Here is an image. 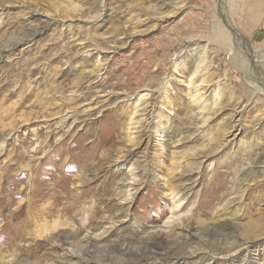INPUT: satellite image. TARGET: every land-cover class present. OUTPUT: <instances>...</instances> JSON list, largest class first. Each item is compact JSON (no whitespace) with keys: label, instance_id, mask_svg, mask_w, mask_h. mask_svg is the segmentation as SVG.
<instances>
[{"label":"rangeland","instance_id":"rangeland-1","mask_svg":"<svg viewBox=\"0 0 264 264\" xmlns=\"http://www.w3.org/2000/svg\"><path fill=\"white\" fill-rule=\"evenodd\" d=\"M104 1L99 11L97 0H0V264H144L133 250L160 236L167 246L152 248L164 253L151 264H264V176L222 208L235 196V168L264 153V0ZM91 37L104 68L87 81L70 64ZM192 91L202 103L189 101ZM135 163L144 170L129 190L133 179L122 178ZM58 175L65 188L52 187ZM223 220V241L203 229ZM195 223L194 238L170 230ZM70 246L82 257L62 258Z\"/></svg>","mask_w":264,"mask_h":264},{"label":"bare ground","instance_id":"bare-ground-1","mask_svg":"<svg viewBox=\"0 0 264 264\" xmlns=\"http://www.w3.org/2000/svg\"><path fill=\"white\" fill-rule=\"evenodd\" d=\"M97 2H98V4H99V11H102L103 10V6H105V1L104 0H97ZM110 17H114L112 14L111 15H109ZM108 19V18H107ZM109 21V20H108ZM113 21V29H118L119 30V28L120 27H116V26H114V23L117 21V20H112ZM97 22V21H96ZM131 22H133V21H131ZM112 23V22H111ZM236 28V27H235ZM38 31L39 30H37V31H35V33H38ZM215 33H216V30H215ZM218 35H220L219 37H220V39L221 40H228L227 39V35L225 34V29H222L221 27H219V31H218ZM34 37H35V34H29L28 36H27V40L29 39V42L30 43H35V41H34ZM25 39V40H26ZM22 40L23 39H19V40H17V43L19 44V43H21L22 42ZM88 40V39H87ZM24 41V40H23ZM93 41H96V38L95 37H91V42H92V45L90 44V47H87L86 46V42L84 41V39L83 40H81L79 43H77V45H79L80 47H79V51H82L83 52V55L81 56V54H80V56L81 57H78L77 59L76 58H74L75 59V61H74V63L73 64H70L71 65V67H75L76 69H78V71H79V75H80V79L81 80H86L87 79V81L90 79V78H92V77H94L95 75L97 76V77H100V75H103L102 73H100L102 70H103V66H102V63H101V57H100V55H98L97 53L98 52H102V47L100 46V45H97V43H94ZM28 42V43H29ZM124 43V46L128 43L126 40H124L123 41ZM16 43H13V44H9V45H7V46H5L4 48H3V51H9V50H11L12 49V47L15 45ZM68 51H69V54H74V55H77L78 53H76V52H74L73 53V51L71 50V49H68ZM251 51H252V49H251ZM258 53H260V50H256L255 51V58H257V60H258V58L259 57H261V56H258L259 54ZM71 56V55H70ZM79 56V55H78ZM75 57V56H74ZM199 57H201V52L200 51H195V52H192V58H193V65H195V62H196V60L199 58ZM264 58V57H263ZM261 59V58H260ZM147 67V66H146ZM196 69V68H195ZM103 72V71H102ZM147 72H150L149 71V69L147 70V71H145V73H147ZM197 74V69L195 70V72L193 73V77H195V76H197L196 75ZM145 77V76H144ZM102 78V77H101ZM100 78V79H101ZM145 78H147V77H145ZM104 79V78H103ZM86 81V82H87ZM99 81H101V80H99ZM106 81V80H105ZM86 82L85 83H83V85L80 87V88H86L87 87V92L85 93V94H89V93H91L92 92V88L90 89V86H86ZM107 82V81H106ZM105 82V83H106ZM142 82H144V79L141 77L140 78V80H139V83H142ZM196 85H197V83H196V81H195V83L193 84V87H196ZM103 85H102V82H101V87H102ZM199 85H197V87H198ZM162 88V87H161ZM164 88V87H163ZM132 89V88H131ZM130 89V92L131 93H129L128 95H127V97H129V99L130 98H132V95L134 94V93H132L133 91H135L134 90V88H133V90H131ZM144 89H140V91H143ZM73 95H74V93H72ZM29 95H31V93L29 94ZM138 95V94H137ZM148 94L146 93V94H142L138 99H137V101L138 102H140V105H142L143 104V102L142 101H144V99H145V96H147ZM179 96H181V92H177L176 94H175V96L174 97H179ZM195 97V95H194V91H192V93H191V97H190V102L191 101H194L195 103H202L203 101L202 100H198V99H193ZM70 98V97H69ZM75 99V97H72L71 96V98H70V100H74ZM64 101V100H63ZM118 101H123V100H118ZM211 105H212V103H211ZM152 106V105H151ZM148 109H149V107H142L141 109H138V111H141L142 113L141 114H137V112L138 111H136V112H132V113H130V115L129 116H132L133 114L135 115V114H137V116L138 115H144V114H146V112L148 111ZM94 110V109H93ZM152 110V109H151ZM95 111V110H94ZM177 111H180V109H179V107H178V110ZM73 116L74 115H69V116H67L66 115V117H64V118H61V120H59L58 122V125L60 126V123H63L64 125L66 124V121L68 120V121H70V120H72L73 119ZM129 116H128V118H129ZM122 120V119H121ZM121 120H116V123H120L121 124V127H122V125L123 126H125V127H127L126 129H125V133H126V135L127 136H129V135H131V133L133 132V133H135L134 131H129V125L131 124V123H126V122H122ZM131 120H133V118H130V122H131ZM115 121V120H114ZM134 123H136V121H134ZM57 125V126H58ZM141 126V125H140ZM136 127V126H135ZM170 127V126H169ZM167 129H169V128H166V130ZM146 132H147V130L145 129V128H141V130L139 129V130H137V132H136V136L135 137H133V139H141L145 134H146ZM49 136V135H48ZM239 136V135H238ZM237 136V134H235V136H234V138H237L238 137ZM233 138V139H234ZM135 142H137L138 143V141L136 140ZM62 145V143L60 144L59 143V145L58 146H61ZM4 146H5V142H3L2 144H1V149H3L4 148ZM132 153V152H131ZM44 155V154H43ZM47 154H45L44 156H42V158L43 157H45ZM49 156H51V154H49L46 158H47V160L46 161H48V157ZM121 160V159H120ZM45 161V162H46ZM44 162V163H45ZM197 164H198V162H196ZM200 163V162H199ZM45 165V164H44ZM32 168V167H31ZM130 168H131V170H130V174H129V172H125L124 173V175H123V178H122V182H127V179H133V181H128L127 182V184L128 185H131L130 186V188H129V190H133L135 187H137V186H139V185H137L138 183H140L139 181H140V175H141V171L142 170H144V168H141V165L140 164H137V163H135V165H133V164H131L130 165ZM200 168V166L199 165H197V166H192V168L191 169H189L188 170V174H187V178L185 179V181L183 182V185H182V187L181 188H179V190H178V192L176 193V194H180L179 195V197H181V199L182 198H184V199H187L186 198V195L187 194H189L190 193V191L192 190V188L195 186L194 185V183L197 181V178H196V176H197V174H198V169ZM258 174H261L262 176H264V153H262V152H258V153H256L255 154V156L251 159V158H247V159H245L244 160V163H241V164H239L236 168H235V174H234V179H235V187H234V191H233V194H235V196H234V198L233 199H230L229 201L227 200L224 204H222V208H224V207H226L227 205L229 206L230 204L232 205V203L233 202H236V201H241L242 200V198H244V194H245V192H246V190L251 186V183H252V181L257 177V175ZM65 175H58V176H55L54 177V183H52V184H54V185H52V187H55V185H58V186H62V187H66L67 186V184H69V180H66L65 178ZM32 179V178H31ZM70 179V178H69ZM30 180V179H29ZM35 180V179H34ZM193 180V181H192ZM32 182H33V180H32ZM194 182V183H193ZM29 185L31 186V187H33V185H34V183H29ZM134 185V186H133ZM137 185V186H136ZM44 186H47V185H42V187H44ZM58 186H56V187H58ZM51 187V188H52ZM41 188V187H40ZM40 188H39V186H37V188L36 187H33V188H31L32 190V192L34 193V195H36V196H42L43 194V189L42 190H40ZM68 189V188H67ZM51 190V189H50ZM128 190V189H127ZM132 192V191H131ZM42 194V195H41ZM130 194V193H129ZM128 194V195H129ZM44 195H45V193H44ZM75 196V194H72V198ZM189 196V195H188ZM43 197V196H42ZM124 198H126V197H124ZM128 199V198H127ZM126 199V200H127ZM70 201V200H69ZM75 203H72V202H69L66 206H65V211L66 212H69V211H72L73 210V208L75 207V205H74ZM238 204V203H237ZM55 205V204H54ZM64 205V204H63ZM227 206V207H228ZM64 208V207H63ZM52 209L53 208H50L49 209V211H52ZM58 209V208H57ZM56 209V210H57ZM48 210V209H47ZM55 210V209H54ZM59 210V209H58ZM23 212H25L24 211V209H20V210H18V212H17V216L19 217V215L20 214H23ZM31 213V212H30ZM33 213V212H32ZM43 214V213H42ZM25 215V214H24ZM33 215V214H32ZM35 216V215H34ZM28 219H25L24 221H23V225H26V226H29V221H30V216L29 217H27ZM224 221V220H223ZM22 223V222H21ZM228 222H225L224 221V223H215V224H212V226H208V227H206V228H203L206 232L208 231V235L209 234H211L212 236H218V237H222V239H219L218 241H223L225 238H226V236L228 235V234H225L226 233V230H225V228L226 227H228L229 225H226ZM196 224L197 223H195V225L194 224H189V225H187V227L186 228H184V229H182L179 225H177V226H173V228L172 229H170V230H177L178 231V234H180L181 236H185V237H191V238H194L195 236H197V234H199V232H200V230L202 229V228H200V227H198V226H196ZM106 229V228H105ZM194 230V232H192ZM103 233H104V237L106 238L108 235H109V233H108V230H104L103 231ZM150 238V237H149ZM186 242H187V240H186ZM143 245H145L144 247H145V249L143 250V249H140V248H138V249H135V248H132V247H130L131 246V243H129L130 245L128 246L129 247V250L130 249H135V251L133 250V253L135 254V255H141V256H143V259L146 261L144 264H151L153 261H154V259L152 260V258H150L152 255H153V253H156V256H158V255H160V254H163L164 253V251H152L153 249L152 248H154V247H157V248H159V249H163V248H165L166 246H167V244H165V242H164V240H163V238L160 236L159 238H151V239H145V240H143L142 242H141ZM140 243V244H141ZM176 243H179V242H176ZM181 243V242H180ZM179 243V244H180ZM188 244V243H187ZM72 245V244H71ZM189 245V244H188ZM120 246H122V248L121 249H124V250H126V247H124L123 245H120ZM138 246V245H137ZM168 248V247H167ZM169 248H170V246H169ZM67 250L66 251H61L59 254L61 255V257L63 258L64 257V259H65V257H71V256H73V257H79L80 258V256L82 257V255L79 253V252H77L76 251V249L74 250L71 246H70V248H66ZM120 249V250H121ZM146 250H149V253L147 254L146 253ZM87 251H89V249H87ZM128 250H126V252H127ZM125 252V253H126ZM128 253V252H127ZM177 259H179V257H176ZM175 264H178V261H176V263Z\"/></svg>","mask_w":264,"mask_h":264},{"label":"water","instance_id":"water-1","mask_svg":"<svg viewBox=\"0 0 264 264\" xmlns=\"http://www.w3.org/2000/svg\"><path fill=\"white\" fill-rule=\"evenodd\" d=\"M256 34H258V32H256Z\"/></svg>","mask_w":264,"mask_h":264}]
</instances>
